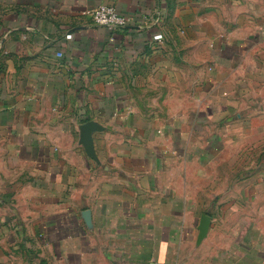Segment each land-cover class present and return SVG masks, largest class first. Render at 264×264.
I'll return each mask as SVG.
<instances>
[{
	"label": "crops",
	"instance_id": "crops-1",
	"mask_svg": "<svg viewBox=\"0 0 264 264\" xmlns=\"http://www.w3.org/2000/svg\"><path fill=\"white\" fill-rule=\"evenodd\" d=\"M228 1L0 0V264H264L214 250L212 219L200 239L163 172L233 59L210 16ZM101 6L131 28L97 27Z\"/></svg>",
	"mask_w": 264,
	"mask_h": 264
},
{
	"label": "rangeland",
	"instance_id": "rangeland-1",
	"mask_svg": "<svg viewBox=\"0 0 264 264\" xmlns=\"http://www.w3.org/2000/svg\"><path fill=\"white\" fill-rule=\"evenodd\" d=\"M210 16L218 37L235 40L233 59L218 61L196 118L182 124L196 142L163 172L179 175L170 183L184 190L178 198L213 220L214 250L264 260V0L219 2Z\"/></svg>",
	"mask_w": 264,
	"mask_h": 264
},
{
	"label": "built area",
	"instance_id": "built-area-1",
	"mask_svg": "<svg viewBox=\"0 0 264 264\" xmlns=\"http://www.w3.org/2000/svg\"><path fill=\"white\" fill-rule=\"evenodd\" d=\"M89 14L99 28L112 31L131 28V19L121 15L113 6H101ZM162 39V35L155 36V40Z\"/></svg>",
	"mask_w": 264,
	"mask_h": 264
},
{
	"label": "water",
	"instance_id": "water-1",
	"mask_svg": "<svg viewBox=\"0 0 264 264\" xmlns=\"http://www.w3.org/2000/svg\"><path fill=\"white\" fill-rule=\"evenodd\" d=\"M99 130H100L99 126L93 122H89L81 127V143L83 144L86 153L90 157H95V153L93 149V132ZM89 216H90V212L84 213V217L87 221H89ZM210 225H211V217L207 215H203L199 226L200 239L206 237L210 229Z\"/></svg>",
	"mask_w": 264,
	"mask_h": 264
}]
</instances>
